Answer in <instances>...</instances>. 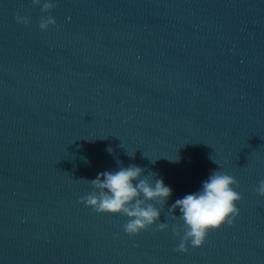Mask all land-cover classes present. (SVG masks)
I'll return each mask as SVG.
<instances>
[{"label":"water","instance_id":"obj_1","mask_svg":"<svg viewBox=\"0 0 264 264\" xmlns=\"http://www.w3.org/2000/svg\"><path fill=\"white\" fill-rule=\"evenodd\" d=\"M50 2L0 0V264H264V0ZM130 164L172 189L164 230L80 202ZM214 170L239 215L175 251L168 208Z\"/></svg>","mask_w":264,"mask_h":264},{"label":"clouds","instance_id":"obj_2","mask_svg":"<svg viewBox=\"0 0 264 264\" xmlns=\"http://www.w3.org/2000/svg\"><path fill=\"white\" fill-rule=\"evenodd\" d=\"M31 2L33 5H40L45 13L55 6L50 0H45L42 4L41 0H31ZM15 19L18 23L30 22L28 17L19 15ZM55 23L51 15L42 16L39 27L46 30L49 25ZM107 150L109 153L112 152L111 147ZM143 171L142 167L130 164L127 167L121 166L117 171L101 172L95 179L87 180L94 191L80 197V202L97 213L121 214L128 217L123 225L128 235H137L141 231L148 230L154 223L160 221L161 210L155 205L165 204L172 194V189L166 186L163 178L157 177L156 173H153L157 177L154 183L146 176L141 178ZM233 185L239 186L233 176L214 170L202 182L199 191L186 194L171 204L168 208L169 215L183 222L172 228L173 234L180 236V243L175 251L187 252L189 242L193 248L200 247L209 231L216 230L225 223L231 225L234 222L239 215L236 202L241 199V195L234 190ZM255 191L264 197V179L259 181ZM177 209L179 216L175 215ZM167 227L166 223H157V230H164Z\"/></svg>","mask_w":264,"mask_h":264}]
</instances>
